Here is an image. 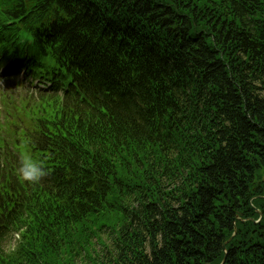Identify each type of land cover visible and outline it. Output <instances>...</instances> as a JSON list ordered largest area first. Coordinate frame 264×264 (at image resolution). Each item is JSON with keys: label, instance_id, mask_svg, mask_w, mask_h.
<instances>
[{"label": "trees", "instance_id": "1", "mask_svg": "<svg viewBox=\"0 0 264 264\" xmlns=\"http://www.w3.org/2000/svg\"><path fill=\"white\" fill-rule=\"evenodd\" d=\"M0 28L84 81L5 148L46 175L0 173V264H264V0H0Z\"/></svg>", "mask_w": 264, "mask_h": 264}, {"label": "clouds", "instance_id": "2", "mask_svg": "<svg viewBox=\"0 0 264 264\" xmlns=\"http://www.w3.org/2000/svg\"><path fill=\"white\" fill-rule=\"evenodd\" d=\"M46 175L43 164L31 155H24L17 168L18 178L30 184H38Z\"/></svg>", "mask_w": 264, "mask_h": 264}, {"label": "water", "instance_id": "3", "mask_svg": "<svg viewBox=\"0 0 264 264\" xmlns=\"http://www.w3.org/2000/svg\"><path fill=\"white\" fill-rule=\"evenodd\" d=\"M238 219H239V218H237L236 220H238ZM234 229H235V232H234V235L232 236L231 240L237 235L236 223H235V228H234ZM231 240H229L228 243H229ZM228 243H227V244H228ZM227 244H226V245H227ZM227 256H228V253H227V251H226V256H225V259H224V261H223L222 264H225Z\"/></svg>", "mask_w": 264, "mask_h": 264}, {"label": "rangeland", "instance_id": "4", "mask_svg": "<svg viewBox=\"0 0 264 264\" xmlns=\"http://www.w3.org/2000/svg\"><path fill=\"white\" fill-rule=\"evenodd\" d=\"M107 237H108V236H106L105 239H106ZM101 253H102V251H101Z\"/></svg>", "mask_w": 264, "mask_h": 264}]
</instances>
